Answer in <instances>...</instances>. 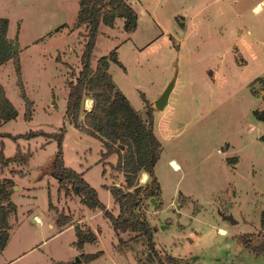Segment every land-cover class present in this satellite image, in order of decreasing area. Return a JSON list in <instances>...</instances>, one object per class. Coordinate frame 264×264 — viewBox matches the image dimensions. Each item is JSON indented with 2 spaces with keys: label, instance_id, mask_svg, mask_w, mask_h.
<instances>
[{
  "label": "rangeland",
  "instance_id": "374dc122",
  "mask_svg": "<svg viewBox=\"0 0 264 264\" xmlns=\"http://www.w3.org/2000/svg\"><path fill=\"white\" fill-rule=\"evenodd\" d=\"M255 1L163 0L158 16L167 31L149 61L144 62L142 53L133 54L125 46L121 49L131 67V82L139 81L149 90L158 86L167 68L161 66L168 56L163 40L170 44V33L176 40L187 33L186 42L193 45L190 49H185L186 43L180 45V51L187 53L185 66L177 60L172 63V67L179 65L182 83L171 94V107L162 117L169 137L157 164L161 188L144 197L139 207L152 226L156 249L177 257L179 264H264V252L256 254L243 243L244 238L255 242L264 207V118L254 113L255 108H264V0ZM252 3H261L259 9L253 10ZM77 9L78 0H0V15L9 19L7 32L18 42L21 77L33 99V113L27 119L13 60L0 63V81L18 109L15 118L0 124V148L9 157L18 143L28 158L23 161L18 156L7 164L0 158V176L19 185L12 187L17 209L9 211L10 237L0 263L157 264L144 235L115 230L102 209L87 207L75 192L65 193L53 171L55 138L43 133L10 135L30 129L56 131L64 123L63 162L81 170L107 208L118 212V203L107 187L126 184L125 173L114 165L117 153L103 155L100 150L106 146L101 139L64 116L65 82L79 60L76 53L68 56V51L59 49L76 46L82 37L77 29H70ZM63 21L68 26L54 29ZM118 27H109L113 39L103 32L106 26L101 28L93 62L128 34ZM176 45H171L175 51ZM61 53L74 65L57 59ZM135 91L133 102L141 105L140 91ZM169 155H175L182 168L174 169L166 160ZM139 173L138 182L142 181ZM33 212L43 219L42 224L36 223ZM59 214L70 219L57 224ZM52 221L55 224L50 225ZM76 221L90 225L97 238L76 246ZM58 225L67 227L56 231ZM99 248L103 252L98 256L81 257L82 252Z\"/></svg>",
  "mask_w": 264,
  "mask_h": 264
},
{
  "label": "trees",
  "instance_id": "16d2710c",
  "mask_svg": "<svg viewBox=\"0 0 264 264\" xmlns=\"http://www.w3.org/2000/svg\"><path fill=\"white\" fill-rule=\"evenodd\" d=\"M117 17L123 18V28L133 31L138 23V9L129 0H78V9L75 25L83 24L85 31L80 32L84 36L81 53L79 55L80 68L73 76L66 79L68 94L64 116L69 117L75 125H81L88 132L101 139L106 150H100L103 155L112 152L117 153L114 164L125 173L126 184L124 186L112 183L107 185L111 195L118 203V212L114 213L107 208L100 198L97 188L91 184L81 170L66 165L63 162L61 141L64 131V123L56 131L42 129H30L17 136L31 137L43 133L48 138L57 140L58 148L55 153L53 171L66 194L75 192L80 195V200L90 208H99L108 216L115 230H132L137 234L144 235L149 250L157 259V264H179V259L170 253L163 255L156 249L152 239V226L148 219L139 213V207L144 197L154 195L160 188L155 173V162L161 149V141L153 131V110L149 99L143 91L140 94L145 102V116L143 117L130 103L126 94L116 85L108 70L109 59L118 63L115 48L97 58L96 65L91 64L96 37L100 23L114 25ZM9 19L0 15V63L12 58L16 72V82L19 85L20 95L24 100V117L30 118L33 113V99L26 93L24 82L21 77V63L18 49L13 48L14 38L7 34ZM61 59L60 55H56ZM67 63V62H66ZM68 64V63H67ZM70 66V65H69ZM71 68V67H70ZM90 93L93 98L91 108L86 109L82 119H79V111L84 93ZM254 113L264 118V108H255ZM18 109L6 93L3 83L0 81V124L8 119L15 118ZM264 138V133L261 134ZM26 161V155L20 152L17 143L16 151L12 156L6 157L0 148V158L3 163L12 160ZM144 168L149 174V179L144 184L137 181L138 171ZM140 176V174H139ZM14 181L11 178L0 176V250L4 247L9 236V211L16 208L15 201L11 198ZM48 203L51 205L50 193ZM70 219L67 214H59L57 224H63ZM260 227L255 232V242L251 238H244L245 246L256 254L264 252V207L260 211ZM75 240L73 243L81 247L87 241H94L97 232L88 224L74 223ZM103 252L102 248L95 251L82 252L81 257L89 260Z\"/></svg>",
  "mask_w": 264,
  "mask_h": 264
},
{
  "label": "crops",
  "instance_id": "0c3cea01",
  "mask_svg": "<svg viewBox=\"0 0 264 264\" xmlns=\"http://www.w3.org/2000/svg\"><path fill=\"white\" fill-rule=\"evenodd\" d=\"M129 1L138 9L137 27L133 31L126 30L128 32V34L121 36L120 40L114 42V45L112 48H115L117 57L122 62V64L118 63L117 61H115L113 59H109L108 70L111 73V76H112L114 82L116 83V85L126 94L130 103L135 107V109H137V111L143 117L145 116V111H146L145 102H144L143 98L141 100V105H137V103L135 104L133 102V99H132L133 96L136 97L135 89L137 90L138 93H139V91H143L145 93L146 97L149 99L150 103L152 104V110H153V116H154L153 131L156 134V136L159 138V140L161 141V149H160L159 156L157 157L156 162H155V166H154L155 173L157 175V164H158V161L161 157V154H164V152L166 150L167 143H168V137H169V135L165 132V126H164V123L162 122V117L164 115H166V111H167L166 109L171 107V106H169L171 103V94L175 95L176 92H174V90L176 88H179L178 83L179 82L182 83L180 81V77L182 76L181 75L182 73L180 72V67H179V65H178V67H172V63L174 62V60H175V62L177 60V62H179V64L183 63V66H185L188 63V60L186 58L187 53L185 52V50H184V52L180 51V45H181V43H186L185 49L186 48L190 49L191 47H193V45L186 42L185 38H186L187 33L182 38L177 39V40L175 39L173 34L170 33L169 38L172 40L171 43L169 44L167 41L164 42V40H163V43L165 44V50L167 51L168 56L166 55L167 59L165 58L166 60L163 61V64L161 66H163V70L165 69V66H167V68L165 69L164 77L159 81V84L157 83L158 86L156 85V87H152L149 90H144V84L143 83H140L139 81H136V80H134L132 83L131 80L129 79V76H128V73H129L128 71L130 70L131 67L129 66L127 61H125V59L123 57V52L121 50L122 47L125 46L124 47L125 49H126V47L130 48L132 53L136 54V55H139V53H142V55H143L142 58L144 59V62H148L150 54L151 53L153 54V52L159 47L160 42H158V41H159V39L162 38V35L167 31V29H165L161 19L158 16V11H159V8L162 7V5H163V0H129ZM205 1H207V0H205ZM209 1H212V0H209ZM255 2H261V0H256ZM254 3L251 4V7L253 6ZM260 4L261 3H258L256 6H260ZM256 6H253V10ZM75 18H76V16H75ZM66 25L68 26V23L63 21V22H60L59 24H57L54 29L58 30V28H60L62 26L64 28ZM80 25L76 26L75 23L73 22V26H71L70 29H77V31L79 33L81 31L84 32L85 26H83L84 30H80L81 29V28H79V27H81ZM116 25H119L118 28H121V29L123 28V26H122L123 25V18L122 17H117L114 25H108L105 23H100L99 30H98L97 37H96V43L94 46L95 49H96L97 44H98L99 31L101 30V28L103 26H106L107 28L105 30H103V32L105 34L109 35V37H111V39H113V38H115L114 37L115 35L111 33V29L109 30V27L112 28V30H113V29H115ZM247 30L249 31V29H247ZM54 32H55V30H54ZM7 34L10 36V34L8 32H7ZM82 40H84L83 35H82V37H78V40H77L78 46L77 45L76 46L79 47V45H81L79 49L73 44L70 47H66V48L64 47L63 49H59V50H61L64 53L68 51V53H67L68 56L71 55V53H76L78 55V60H79V55H80L81 49H82V42H83ZM175 43L177 44L176 46L178 47V50H176V51L174 49H172V47H171V45L172 44L175 45ZM108 52H106V53H108ZM94 54L96 55V51L93 52V55L91 57V64L93 66L96 65L97 58L100 55L105 54V53H100V55H98L96 57V61L93 62ZM61 59L64 60L65 63L69 62V63H72L74 65L72 60L68 59L65 56V54H64V56H63V54L61 55ZM76 64H78V66L76 67V69H74V71L75 70L77 71L80 68V60H79V63H76ZM170 64H171V67L169 68ZM66 71H67V69H66ZM172 76H174L175 79H174V84H173L171 91L169 93L167 104L165 105L164 108H162L164 110H161V112H158V111H156L157 107L154 106V100L158 96V94L161 92V90L164 88V86L167 84L168 79L171 78ZM66 85H67V83H66ZM67 87H68V85H67ZM67 94H68V91L66 93V97H67ZM52 101H54V100L52 99ZM92 104H93V98H92L91 94L90 93H84L83 101H82L81 108H80L81 111H79L80 112V118L79 119L83 118L85 110L91 108ZM166 160L170 165L171 164L173 165V166L172 165L171 166L174 169L178 170V169L182 168V165L180 164L178 159L175 157V155H169ZM174 163H176L177 166H175ZM141 170H145V169L142 168V169H140V171ZM102 171H103V169H102ZM145 173L148 175L147 179L145 180V181H147L149 179V174H148L147 170L142 171V175ZM141 178H142V176H141ZM145 181L140 180L139 183H144ZM158 181H159V179H158ZM14 186H17L19 188V185L17 183L14 184ZM159 186H160V181H159ZM160 188H161V186H160ZM15 190L16 189H14L13 192L11 193L12 199H13L12 196H13ZM16 209H17V203H16ZM86 210H87V208H86ZM35 213H37V212H33L32 214L34 215ZM87 216H88V214L86 212L84 217L86 218ZM35 217H38V219L41 221V224L43 223V219H41V217L37 216V214ZM53 223L55 224V221L54 222L52 221L49 224L53 225ZM9 225H10V220H9ZM60 227L61 226H59V228H57L56 231H60L63 228H66L67 226H64L61 228ZM8 230H9V228H8ZM9 237H10V230H9L8 239H9ZM8 239H7V241H8ZM2 249L0 250V255H1ZM0 264H2V263H0Z\"/></svg>",
  "mask_w": 264,
  "mask_h": 264
},
{
  "label": "water",
  "instance_id": "95a60500",
  "mask_svg": "<svg viewBox=\"0 0 264 264\" xmlns=\"http://www.w3.org/2000/svg\"><path fill=\"white\" fill-rule=\"evenodd\" d=\"M17 45H18V42H13L14 49L17 48ZM174 79H175L174 76H172L170 80L167 82V84L164 86V88L161 90V92L158 94V96L155 98L154 104L157 108H164L165 105L167 104L169 93L174 84ZM226 216L228 218H231L233 221L235 220V217L232 214H227Z\"/></svg>",
  "mask_w": 264,
  "mask_h": 264
},
{
  "label": "bare ground",
  "instance_id": "6f19581e",
  "mask_svg": "<svg viewBox=\"0 0 264 264\" xmlns=\"http://www.w3.org/2000/svg\"><path fill=\"white\" fill-rule=\"evenodd\" d=\"M259 9V6H256L255 8H254V10H258ZM90 104V103H89ZM158 109H160V110H163L162 108H158ZM174 165L175 166H177V164L176 163H174ZM147 177H148V175L145 173V174H143L142 175V181H145L146 179H147ZM36 219H38V217H35ZM39 220V219H38ZM40 221V220H39ZM37 223H39V222H37ZM221 230V232L222 233H226V229H224V228H222V229H220Z\"/></svg>",
  "mask_w": 264,
  "mask_h": 264
},
{
  "label": "built area",
  "instance_id": "2783aa9c",
  "mask_svg": "<svg viewBox=\"0 0 264 264\" xmlns=\"http://www.w3.org/2000/svg\"><path fill=\"white\" fill-rule=\"evenodd\" d=\"M35 218V217H34ZM35 220H36V222H38L39 220H37L36 218H35Z\"/></svg>",
  "mask_w": 264,
  "mask_h": 264
}]
</instances>
